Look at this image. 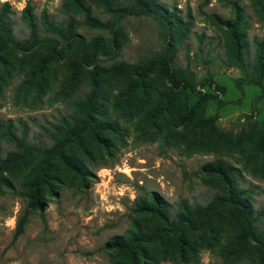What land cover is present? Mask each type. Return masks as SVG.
<instances>
[{
    "label": "rangeland",
    "instance_id": "374dc122",
    "mask_svg": "<svg viewBox=\"0 0 264 264\" xmlns=\"http://www.w3.org/2000/svg\"><path fill=\"white\" fill-rule=\"evenodd\" d=\"M81 2L104 27L91 26L75 0H0V13L20 46L0 51L3 131L9 127L17 136L24 132L29 144L47 147L52 143L51 128L75 114L77 102L89 89L81 77L68 71L64 58L37 64L46 40L57 38L44 26V17L71 25L85 40L99 36L110 43L115 40L110 53H97L94 63L99 66L115 61L134 63L168 48L173 66L192 73L195 89L216 94L220 100L208 101L202 109L203 116L214 117L220 131L236 135L241 130L248 132L250 124L264 121V78L259 85L242 79L253 77L255 43L264 40V0H150L167 19L166 34L163 24L150 16H124L115 21L98 0ZM26 6L40 41L31 47L27 42L30 27L22 19ZM227 23L237 24L241 34L242 68L228 53ZM126 81L125 77L108 76L102 82L105 100L98 116L115 122V130L104 133L99 142L87 135L82 144H70L68 154L85 171L70 169L54 159L53 179L43 187L39 206L31 207L28 197L30 190L24 181L28 166L21 163L18 170L4 173L0 180V264H113L121 255L104 245L114 236L125 235L133 218H143L137 203L154 194L167 203L174 216L180 200L203 205L219 192L218 178L201 170L213 160L239 169L238 187L252 215L263 213L255 224L264 232V162L247 160L254 136L239 146L221 142L214 132L197 128L193 121L180 124L173 105L155 121L141 120L136 115L142 106L136 98L139 95L121 91ZM164 82L157 69L148 77L152 87ZM173 96L180 98L177 90ZM3 131L0 156L15 150ZM193 141L200 147H194ZM27 208L24 231L15 237L16 221ZM225 242L222 234L216 244L200 245L194 259L163 258L156 255L152 244L148 251L157 261L148 255L145 263L252 264V244L227 247Z\"/></svg>",
    "mask_w": 264,
    "mask_h": 264
},
{
    "label": "trees",
    "instance_id": "16d2710c",
    "mask_svg": "<svg viewBox=\"0 0 264 264\" xmlns=\"http://www.w3.org/2000/svg\"><path fill=\"white\" fill-rule=\"evenodd\" d=\"M75 1L85 11L91 26H105L104 22L89 14L81 0ZM98 1V4L115 21L124 16H150L161 22L164 33H168L167 19L157 11L150 0H127L126 3H116L117 0ZM22 19L30 27L27 42L31 47L40 41L35 32L29 6L22 10ZM43 23L49 31L57 35V38L45 41L44 51L37 60V64L41 66L49 58H64L68 71L76 77H81L89 89L82 100L77 102L75 114L65 117L57 126L51 128L48 136L52 143L47 147L29 144L24 132L17 136L9 127H6V132L0 128L6 140L15 146V150H9L4 156H0V180H3L4 173L18 170L21 163L28 166L26 173L28 176L24 181L25 186L30 190L28 197L31 207L40 205L41 191L53 179L51 171L54 159L60 160L70 169L85 171L80 161L68 154L70 144L76 141L82 144L83 138L87 135L95 142H99L104 139V133L115 130L117 125L115 122L98 116H101L103 111L101 101L105 100L102 82L108 76L127 79L121 91L127 90L125 94L134 91L139 95L136 98L142 106L136 115L141 120L155 121L157 117L170 109V105H173L174 117L180 124H189L193 121L197 128H207L214 132L221 142L239 146L249 141L252 134L255 139L250 143L247 160L264 162V121L258 125L250 124L248 132L241 130L236 135L217 129L214 117L203 116L202 109L208 101L220 100L217 99L216 94L210 92L201 94L197 91L192 73L187 69L173 66L168 48L158 56L144 58L134 63L115 61L108 66H99L94 63L97 53H110L115 47V40L110 43L100 36L85 40L75 34L69 24L59 25L45 17ZM227 24L230 34L228 53L242 68L241 34L237 24ZM7 46L20 48L19 43L12 37L3 14L0 13V51ZM155 69L164 76L165 82L161 86L152 87L148 83V77ZM252 70L253 77L242 78L243 81L255 85L261 84L264 78V40L255 43ZM175 90L179 92L178 100L173 96ZM192 145L200 147L199 142L195 144L193 141ZM201 170L218 178L216 184L219 192L203 205H189L185 200H180L176 203L174 216L169 213L167 203L160 201L154 194L149 197V200L144 199L137 203L138 211L144 215L143 218H133L125 235L114 236L104 245L121 255V260L113 264H146L148 255H150L149 259L156 262L158 253L163 258L174 259V257L182 256L194 259L200 245L216 244L222 234L227 247L252 244L250 250L252 264H264V232L255 224L263 213L252 215L251 208L245 203L236 180L239 169L221 160H213L204 164ZM261 171L264 173V164L261 166ZM28 214L27 208L18 217L15 237L24 231ZM152 244L156 246V255L148 251V246Z\"/></svg>",
    "mask_w": 264,
    "mask_h": 264
}]
</instances>
